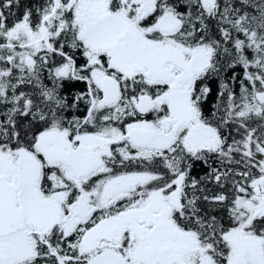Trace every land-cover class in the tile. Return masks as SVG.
<instances>
[{"label": "snow or ice", "instance_id": "snow-or-ice-1", "mask_svg": "<svg viewBox=\"0 0 264 264\" xmlns=\"http://www.w3.org/2000/svg\"><path fill=\"white\" fill-rule=\"evenodd\" d=\"M0 264H264V0H0Z\"/></svg>", "mask_w": 264, "mask_h": 264}]
</instances>
